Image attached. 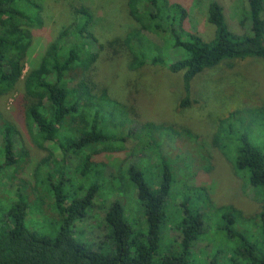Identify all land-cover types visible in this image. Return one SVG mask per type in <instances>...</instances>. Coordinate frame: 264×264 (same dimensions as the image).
<instances>
[{"label":"trees","instance_id":"obj_1","mask_svg":"<svg viewBox=\"0 0 264 264\" xmlns=\"http://www.w3.org/2000/svg\"><path fill=\"white\" fill-rule=\"evenodd\" d=\"M78 5H70L74 21L48 44L36 66L24 73L32 29L43 26L41 0H0V97L22 83L20 106L31 142L44 150V144H51L61 157L56 162L60 166L51 167L52 170L43 174L41 168L51 166L50 160L55 158L48 151L35 168L32 186L16 179L20 170L18 160L25 162L27 152L16 149L21 144L17 126L0 115V178L5 177L1 173L6 170L11 180H17L10 188L3 183L7 198L0 200V264H189L188 256L194 253V244L207 234L208 220L214 221L218 214L232 225L237 220L241 225L242 220L230 207H220L211 216L205 213L199 206L210 205L205 188L186 184L177 187L175 171L160 144L166 133L173 139L181 137L184 131L163 124L137 122L132 107L126 108L113 100L106 88L100 89L96 66L105 46L93 34L92 10ZM126 9L134 22L122 41L129 70L150 65L180 73L184 91L178 104L180 109L196 103L191 99V83L202 73L225 61L250 58L264 61V0L244 1L243 8L236 12L239 29L236 33L228 25L224 7L218 0H212L207 8V22L214 27L210 41L185 30L187 12L178 3L126 0ZM148 34L165 36L170 44L167 48L179 51V57L173 59L171 53L163 55ZM127 125L133 128H126ZM253 127L264 135L263 109L229 112L214 124L210 141L203 144H209L229 160L235 175L253 191L260 208L254 231L262 247L257 248L256 242L240 234L241 238L245 237L240 248L213 251L216 242L212 239L211 252L203 250L210 254L206 258L208 264H264V144L254 145L250 139L248 133L253 132ZM115 128L125 132L117 135ZM129 141L143 142L140 155L151 150L155 163L146 161L148 165L142 159L128 165L116 182L113 176L106 177L103 164L90 162L92 155L104 151L123 153ZM104 144L120 145L95 150ZM89 149L91 154H86ZM68 155L82 156L83 160L69 178L65 166ZM82 178L90 181L81 183ZM115 183L124 192V186L128 187L134 196L135 205L131 206L134 210L129 211V206L120 199L113 200L100 211L103 214L95 232L98 235L88 237L86 229L93 232L87 227L93 228L86 222L93 217L98 198L104 204L118 190ZM27 188L39 196L31 201ZM174 190L180 202L173 208L174 217H171L167 213V201L173 198ZM11 196L14 200L9 203ZM194 201L199 203L198 207L191 205ZM47 218L55 221L47 232L29 226ZM134 219L140 226H133L132 222L137 223ZM168 224L180 238L179 251L175 253L161 250V246L173 244L165 239ZM228 235L231 241L238 233L228 230ZM205 254H201L203 259Z\"/></svg>","mask_w":264,"mask_h":264},{"label":"rangeland","instance_id":"obj_2","mask_svg":"<svg viewBox=\"0 0 264 264\" xmlns=\"http://www.w3.org/2000/svg\"><path fill=\"white\" fill-rule=\"evenodd\" d=\"M172 3L180 4L187 12L185 21V30L191 34L200 36L205 41H210L214 35V27L207 22V8L212 0H170ZM224 7L228 25L232 31L239 32L236 26V12L241 10L245 0H218ZM83 4L88 6L94 15V25L92 28L94 36L105 48L99 53L97 62L98 71L96 81L100 89L106 88L108 95L119 104L132 107V112L137 115V122H152L156 125L163 124L175 131H184L181 137L171 139L166 133L161 138V149L166 158L170 161L178 182L177 187L186 184L191 187H203L207 191L208 202L210 205L204 206L194 201L191 205L204 210L207 214H214L220 207H230L239 213L242 220L241 225L237 220L234 225L228 222L227 218L221 219L222 214L214 217V221H207L203 240H198L194 246V254L190 252L188 256L189 264H208L207 256L203 250H212V239L215 240L213 251H219L223 247L236 250L243 243L242 238L247 237L251 242H256L257 248L261 249L256 231L259 213V205L255 201L254 193L243 179L237 177L232 169V165L217 149L211 148L209 144H203L210 141L213 134L214 124L225 117L229 112L245 109H263L264 110V61L257 58H250L246 61H225L215 69L206 71L193 80L191 83V99L194 103L191 107L180 109L179 101L184 95L182 86V75L180 73H170L161 66H144L137 71H130L128 68V54L123 39L129 30L134 26V22L129 18L126 9V0H41L42 22L43 26L39 29H32V40L28 57L25 62L24 73L39 62L46 47L56 38L59 32L69 26L74 17L71 13L70 5ZM147 37L156 43L163 55L172 54V58L179 57L180 52L170 47L165 36H155L148 34ZM23 95V84L19 83L16 89L0 97V115L1 117L13 122L21 132L20 142L16 149H24L27 152L26 160L20 159L19 172L16 179L23 180L33 185L34 172L38 163L44 160L48 151L54 155L50 160L51 166L41 168V173L46 170H52L51 167L60 166L56 164L61 159L56 148L51 144H44L46 148L39 149L30 140L23 121V113L20 106V99ZM126 128H133V125H127ZM110 125V130H113ZM117 135H122V128H115ZM253 132H249L250 139L254 145L264 144V135L261 136L259 128L253 127ZM188 132V134H187ZM189 135L195 137L191 138ZM134 144L129 141L126 144L125 151L120 154L103 152V154H94L90 162L103 164L106 177L113 176L116 182H119L121 172L125 167L139 163L142 159L145 163L153 165L155 156L151 150L140 155L144 144ZM120 144H104L98 146L95 150H101L104 147L111 148ZM1 147V144H0ZM94 150V149H93ZM86 154H91L87 150ZM145 159H144V158ZM82 156L78 158L74 155H68L66 161L67 178L75 172V169L83 162ZM147 161V162H146ZM1 163V162H0ZM147 163V164H148ZM47 164V163H46ZM148 164V165H149ZM5 172H7L5 170ZM2 172L5 177L0 178V185L17 184V180H11L8 173ZM9 177V178H8ZM92 179V178H91ZM88 178H82L79 182L87 184ZM4 184L0 186V200L6 199V190ZM73 185H75L73 183ZM118 188L112 197L103 204V199L98 198L94 209V215L86 223L93 229L87 227L88 237H95V233L102 220L100 213L102 207L108 205L115 199H120L125 205L129 206V211L134 210L133 195L124 186L126 192ZM176 187V188H177ZM30 200L33 201L39 194L31 192L27 188ZM130 196V197H129ZM14 197H10L9 203H12ZM18 200V199H17ZM178 193L173 192V198L167 201V213L172 216L173 208L179 204ZM126 206V207H128ZM106 207V208H107ZM47 210V209H46ZM1 213V212H0ZM49 213V212H48ZM166 213V215H167ZM50 214V213H49ZM167 215V217H168ZM140 217V214L137 215ZM211 216V215H210ZM173 219V218H171ZM136 220V219H134ZM133 223V226L139 224ZM29 225V223H28ZM55 225V221L47 218L44 222H34L31 229L49 231ZM88 225V226H89ZM164 231L167 242H173L171 246H161L164 253H175L179 251V234L172 229L171 225ZM253 229V230H252ZM228 230L238 233L230 241ZM255 233H254V232ZM49 233V232H48ZM97 234V235H95ZM248 235V236H247ZM243 245V244H242ZM205 248V249H204ZM219 250H216V249ZM214 253V252H213ZM212 253V256H213ZM201 254H205L202 258ZM228 256H230L228 254ZM222 262V260L220 261Z\"/></svg>","mask_w":264,"mask_h":264}]
</instances>
